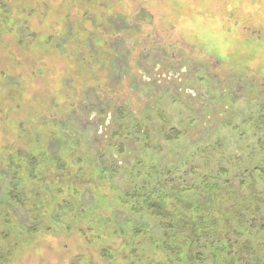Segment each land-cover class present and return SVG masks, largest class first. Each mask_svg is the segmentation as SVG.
Listing matches in <instances>:
<instances>
[{
	"label": "rangeland",
	"instance_id": "obj_1",
	"mask_svg": "<svg viewBox=\"0 0 264 264\" xmlns=\"http://www.w3.org/2000/svg\"><path fill=\"white\" fill-rule=\"evenodd\" d=\"M0 264H264V0H0Z\"/></svg>",
	"mask_w": 264,
	"mask_h": 264
},
{
	"label": "trees",
	"instance_id": "obj_2",
	"mask_svg": "<svg viewBox=\"0 0 264 264\" xmlns=\"http://www.w3.org/2000/svg\"><path fill=\"white\" fill-rule=\"evenodd\" d=\"M173 135H170L173 138H177L179 135L178 133H172ZM133 196V195H132ZM148 204V208L151 210L152 209V213L158 217L160 220H164V222H166V224H163L164 227H172V215L170 212H168L167 210H165V208L161 205L160 202H149L147 201Z\"/></svg>",
	"mask_w": 264,
	"mask_h": 264
}]
</instances>
